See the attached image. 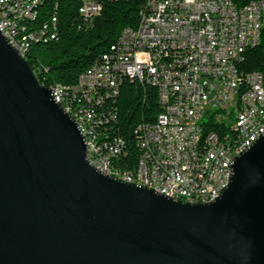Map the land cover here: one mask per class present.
I'll list each match as a JSON object with an SVG mask.
<instances>
[{
  "label": "water",
  "instance_id": "95a60500",
  "mask_svg": "<svg viewBox=\"0 0 264 264\" xmlns=\"http://www.w3.org/2000/svg\"><path fill=\"white\" fill-rule=\"evenodd\" d=\"M191 203L104 174L0 32V264H264V133Z\"/></svg>",
  "mask_w": 264,
  "mask_h": 264
},
{
  "label": "built area",
  "instance_id": "2783aa9c",
  "mask_svg": "<svg viewBox=\"0 0 264 264\" xmlns=\"http://www.w3.org/2000/svg\"><path fill=\"white\" fill-rule=\"evenodd\" d=\"M36 1V12H27ZM85 22L97 16L102 0H76ZM56 7V4H55ZM39 0H0V32L24 54L33 41L57 37V17L34 23ZM137 23L125 26L108 49L76 81L67 84L64 99L53 100L76 123L91 127L83 135L85 157L99 171L139 185L153 184L155 192L185 195L193 203L208 202L213 189L230 179L231 163L242 144L264 133L258 102L264 79L257 71L248 84L241 65L247 48L258 43L264 24L263 0L238 5L234 0H143ZM52 28V36H44ZM147 83L157 90L160 112L154 122L133 129L136 159L132 169L116 164L126 153L123 137L113 131L115 98L123 79ZM205 104V112H198ZM223 116V123H216ZM200 138L213 144L211 183L202 182L197 166ZM201 196L187 198V191Z\"/></svg>",
  "mask_w": 264,
  "mask_h": 264
},
{
  "label": "trees",
  "instance_id": "16d2710c",
  "mask_svg": "<svg viewBox=\"0 0 264 264\" xmlns=\"http://www.w3.org/2000/svg\"><path fill=\"white\" fill-rule=\"evenodd\" d=\"M248 1L234 0L238 5ZM142 4L143 0H102L99 14L85 22L77 11L76 0H39L40 8L34 23L41 24L55 14L57 37L31 42L23 55L38 81L58 87L64 99L67 84L74 83L79 73L97 60L110 44H116V38L125 26L137 23ZM44 36H52V28H44ZM241 67L248 72H260L264 79V24L258 43L246 49ZM115 106L113 131L123 137L126 146V153L115 161L118 166L132 169L136 159L133 129L138 123L154 122L160 112L157 90L150 84L125 78L117 89Z\"/></svg>",
  "mask_w": 264,
  "mask_h": 264
},
{
  "label": "bare ground",
  "instance_id": "6f19581e",
  "mask_svg": "<svg viewBox=\"0 0 264 264\" xmlns=\"http://www.w3.org/2000/svg\"><path fill=\"white\" fill-rule=\"evenodd\" d=\"M36 5H37L36 1H28L27 12H35ZM121 31H123V29ZM121 31L119 34H121ZM9 43L13 47H15L13 45V42H9ZM19 53L22 56H24L23 52H19ZM256 77H257V71H249L248 72V84H255ZM50 91L52 95V90ZM55 98L62 99L60 90L56 86H55ZM258 111H259V117H264V87L263 89H261V100H259L258 102ZM198 112H205V104H198ZM216 123H223V116H216ZM76 125L79 131L82 132L83 135H91V127L86 126L85 123H76ZM250 145L251 143L242 144V151L247 149ZM200 150L201 152L200 154H198L197 166H203L202 167V182L211 183V180H213V171H211L210 166H206L207 161H209L210 159H213V144H209V138H200ZM94 168L99 170V168L97 167H94ZM228 183H229V179H225V185H220V189L211 190V193H209L208 195V202L214 200L220 194V192L227 186ZM145 186L155 191L153 184H145ZM157 193L164 194L165 196H167L166 191H157ZM197 196H201V189H192L190 191H187V198H197ZM168 197L193 203V199H185V195L168 194Z\"/></svg>",
  "mask_w": 264,
  "mask_h": 264
}]
</instances>
